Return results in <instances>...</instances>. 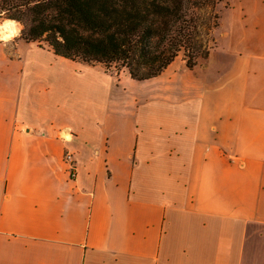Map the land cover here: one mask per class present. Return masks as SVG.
<instances>
[{"label":"crops","instance_id":"obj_1","mask_svg":"<svg viewBox=\"0 0 264 264\" xmlns=\"http://www.w3.org/2000/svg\"><path fill=\"white\" fill-rule=\"evenodd\" d=\"M231 4L206 70L144 80L0 40V264H264V0Z\"/></svg>","mask_w":264,"mask_h":264},{"label":"trees","instance_id":"obj_2","mask_svg":"<svg viewBox=\"0 0 264 264\" xmlns=\"http://www.w3.org/2000/svg\"><path fill=\"white\" fill-rule=\"evenodd\" d=\"M219 1L0 0V17L20 22V38L59 56L106 67L119 63L131 78L144 80L162 73L179 52L189 68L207 58L211 45L201 38L202 19Z\"/></svg>","mask_w":264,"mask_h":264},{"label":"rangeland","instance_id":"obj_3","mask_svg":"<svg viewBox=\"0 0 264 264\" xmlns=\"http://www.w3.org/2000/svg\"><path fill=\"white\" fill-rule=\"evenodd\" d=\"M232 2H235V0H220L213 8H208L206 11H204V18L202 19L203 24L201 29V38L206 46H214L213 39H216L218 35L222 34L225 31V24L227 23V17L225 13H227L228 9L232 7ZM214 15H217V18H215ZM7 19L8 18L0 17V25L4 22V20ZM213 21L218 22L217 27L214 28L215 30L213 28H207L209 23L212 24ZM18 23L22 25L20 22ZM222 41L223 40L220 41L221 44L223 43ZM185 60L186 57L183 52H179L178 56L175 58L174 62L172 63L169 69L171 70L173 66V69H175L180 65H185ZM205 62L206 58L199 57L196 59V63L193 67H197V65H200L203 70H206ZM93 65H95L99 70H102L108 76H111L113 81L115 82H117L116 80L119 79L120 82H123L125 76L128 75L126 67L121 66L119 63L112 64L107 67L102 63H95Z\"/></svg>","mask_w":264,"mask_h":264},{"label":"bare ground","instance_id":"obj_4","mask_svg":"<svg viewBox=\"0 0 264 264\" xmlns=\"http://www.w3.org/2000/svg\"><path fill=\"white\" fill-rule=\"evenodd\" d=\"M5 21H15L11 19L4 20V22L0 25V35H8L9 33H13L20 26V24H8L7 27H4Z\"/></svg>","mask_w":264,"mask_h":264},{"label":"clouds","instance_id":"obj_5","mask_svg":"<svg viewBox=\"0 0 264 264\" xmlns=\"http://www.w3.org/2000/svg\"><path fill=\"white\" fill-rule=\"evenodd\" d=\"M8 24H18V22L16 21H5L4 23V27H7ZM22 25H20L15 32L13 33H9L8 35H0V40H4V41H7L9 39H11L13 36H19L20 35V32L22 30Z\"/></svg>","mask_w":264,"mask_h":264}]
</instances>
